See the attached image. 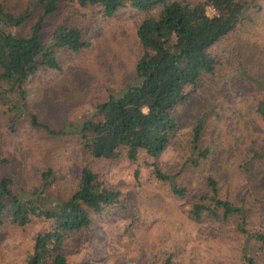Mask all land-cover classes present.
<instances>
[{"label": "rangeland", "instance_id": "obj_1", "mask_svg": "<svg viewBox=\"0 0 264 264\" xmlns=\"http://www.w3.org/2000/svg\"><path fill=\"white\" fill-rule=\"evenodd\" d=\"M0 1L13 12L29 11L19 28L20 34H29L40 11L35 0ZM242 1L246 2L242 29L212 48L223 64L215 74L204 76L175 112L179 128L157 159L161 170L173 178L159 179L144 150L137 159L94 160L91 165L122 192V198L71 243L69 264H166L169 259L172 264H248L247 257L264 264L261 243L242 231L240 219L221 221L206 214L198 218L191 212L194 201L208 194L207 177L215 176L223 197L250 210L243 227L253 233L264 225V118L255 110L264 92V0ZM206 11L215 14L211 4ZM157 12L128 6L106 16L93 8L77 11L67 2L46 19L45 42L64 21L86 30L92 44L73 51L51 43L62 68L41 70L26 84L30 112L20 110L11 118L8 105L0 104V179L8 175L18 186L32 188L42 172L53 169L55 194L69 197L75 191L88 156L74 127L94 117L98 103L135 80L143 52L137 31L148 15ZM34 117L50 130L66 132L35 127ZM201 117L206 121L205 141L212 142L213 150L211 158L197 166L192 163L196 156L187 158L192 156L193 127ZM173 185L187 187L186 195L175 194ZM40 230L35 223L25 228L3 226L0 264H22Z\"/></svg>", "mask_w": 264, "mask_h": 264}, {"label": "trees", "instance_id": "obj_2", "mask_svg": "<svg viewBox=\"0 0 264 264\" xmlns=\"http://www.w3.org/2000/svg\"><path fill=\"white\" fill-rule=\"evenodd\" d=\"M70 2L77 11L85 8L100 10L113 16L123 7L143 11L158 10L140 24L137 34L142 45L135 72V80L118 95L97 104L95 116L74 127L81 140L88 163L81 170L77 188L69 197L55 194L57 180L53 169L41 173L32 188L18 186L8 175L0 179V231L6 224L27 227L41 225L35 243L22 264H69L72 242L88 233L97 219L120 203L122 192L91 163L96 159L115 160L122 156L137 159L144 150L153 159L154 171L162 180H171L157 164L158 157L171 144L179 121L176 110L191 98L204 76L213 75L223 64L212 48L223 39L242 29L246 18V2L242 0H207L192 3L186 0H35L40 7L36 22L29 34L19 28L30 17L29 11L13 12L0 1V104L7 106L10 117L20 110L28 113L26 84L39 71L61 69L56 49L80 51L91 46L86 30L80 26L58 23L50 41L43 40L46 19ZM215 8L210 16L206 5ZM244 30V29H243ZM243 35V34H242ZM236 36V35H235ZM264 63V61H261ZM16 97V99H14ZM264 118V92L255 108ZM11 120V119H10ZM13 121V120H12ZM16 118L11 124L14 129ZM35 127H43L54 134L66 130H50L34 117ZM206 121L197 119L192 131V163L199 166L211 158L213 144L206 142ZM194 154V155H193ZM264 154H261V158ZM1 162V161H0ZM208 194H201L193 203L192 214L198 218L206 214L211 219H240L242 231L261 243L264 250V225L247 230L250 210L246 205L223 197L219 180L207 177ZM173 192L186 195L188 189L173 185ZM248 258V264H255ZM166 264H172L169 259Z\"/></svg>", "mask_w": 264, "mask_h": 264}]
</instances>
